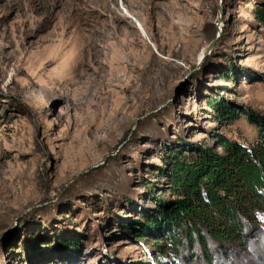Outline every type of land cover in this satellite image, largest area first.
<instances>
[{"label": "rangeland", "instance_id": "1", "mask_svg": "<svg viewBox=\"0 0 264 264\" xmlns=\"http://www.w3.org/2000/svg\"><path fill=\"white\" fill-rule=\"evenodd\" d=\"M256 8L264 0H0V264H264L262 216L210 256L163 254L154 222L176 163L221 152L219 138L257 141L242 113L264 117ZM214 101L238 119L219 120Z\"/></svg>", "mask_w": 264, "mask_h": 264}, {"label": "trees", "instance_id": "2", "mask_svg": "<svg viewBox=\"0 0 264 264\" xmlns=\"http://www.w3.org/2000/svg\"><path fill=\"white\" fill-rule=\"evenodd\" d=\"M255 17L264 27V11ZM219 120L229 123L239 113L210 102ZM257 131V141L245 147L219 138L218 152L197 148L186 162L176 163L170 176L174 200L162 206L155 225L164 240L163 254L177 256L182 249L198 246L210 256V245L221 250L242 245L264 217V117L242 112Z\"/></svg>", "mask_w": 264, "mask_h": 264}, {"label": "bare ground", "instance_id": "3", "mask_svg": "<svg viewBox=\"0 0 264 264\" xmlns=\"http://www.w3.org/2000/svg\"><path fill=\"white\" fill-rule=\"evenodd\" d=\"M122 11V13H123V17H125V18H129V19H131L132 20V22L134 23V28L136 29V31L139 33L140 32V34H143L144 36H146L145 35V30H144V28H143V26H142V24L139 22V21H137V20H134L130 15H129V13L127 12V11H125V10H121ZM68 70V69H67ZM72 72V68L69 70V74L68 75H66L67 77H68V79H69V75H70V73ZM51 87H52V90H54L55 89V85L54 84H52V83H50L49 84ZM56 90V89H55ZM58 92V91H57ZM52 93V92H51ZM46 97L48 98V97H50L49 95H46Z\"/></svg>", "mask_w": 264, "mask_h": 264}]
</instances>
